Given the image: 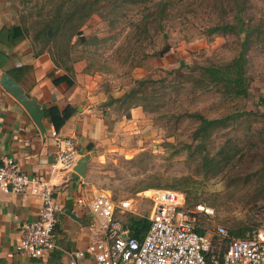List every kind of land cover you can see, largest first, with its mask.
Wrapping results in <instances>:
<instances>
[{
  "label": "rangeland",
  "instance_id": "374dc122",
  "mask_svg": "<svg viewBox=\"0 0 264 264\" xmlns=\"http://www.w3.org/2000/svg\"><path fill=\"white\" fill-rule=\"evenodd\" d=\"M220 1L225 6V0H0L1 24L24 30V48L32 56L47 55L55 69L71 78L78 71L91 91L100 95L98 107L113 121L125 117L110 99L134 88L136 81L146 82L142 94L152 99L144 109L136 107L139 112L133 118L128 112L126 119L132 120L122 127L129 125L128 131L116 128L114 141L91 148V181L96 190L108 191L115 202L132 200L134 216L147 218L151 205L143 193L148 190L138 191L146 185L170 190L169 186L179 187L188 177L196 184L197 202L189 196V205H184L189 210L195 205L212 209L210 218L197 216L195 220L212 240L217 237L216 226L264 230V179L253 177L256 170L264 169V163L256 156L248 161L242 154L247 149L244 147L239 152L243 156L233 158L229 172L211 176L201 168L198 155L187 156L186 146L196 145L191 140L195 123L185 118L176 120L183 112L193 111L208 119L242 111L264 114V48L247 52L246 99L203 93L179 80L181 75L194 76L197 66L225 63L238 53L240 38L210 32L213 25L229 22L228 15H221L215 8ZM81 2H94L96 8L77 27L79 34L71 36L76 32V22L66 20L55 36L49 31L51 42L33 39L42 25L64 20ZM160 8L165 9L164 14L157 12ZM246 19L264 25V0L249 1ZM163 47L168 52L157 56ZM162 85L171 88L156 100ZM237 123L212 135L209 156L226 143L225 148L229 144H235L236 149L242 147L248 137H256L255 131H260L264 142V121L260 117ZM248 127L252 133L246 134ZM248 150H258L264 160V145ZM126 214L116 216L124 221Z\"/></svg>",
  "mask_w": 264,
  "mask_h": 264
},
{
  "label": "crops",
  "instance_id": "0c3cea01",
  "mask_svg": "<svg viewBox=\"0 0 264 264\" xmlns=\"http://www.w3.org/2000/svg\"><path fill=\"white\" fill-rule=\"evenodd\" d=\"M1 16L0 29L5 27L1 24ZM1 41L0 77L8 75L25 95L34 99L42 116L36 125L24 108L0 87V162L10 158L26 175L43 178L53 186L52 197L58 208V221L53 230L54 248L51 251L37 259L20 255L14 247L20 238L21 225L36 219L40 208L38 191L30 188L22 196L0 193V264H68L71 252L102 239L101 234L89 227L93 217L87 204L97 191L91 181V148L114 141L116 128L121 129L128 124L133 114L137 115L139 111L137 108L130 110V120L113 121L109 113L98 107L102 101L100 95L91 91V86L82 81L78 71L75 70L74 78H71L64 71L55 69L47 55L32 56L24 48V40L9 48ZM64 74L72 82L71 87L65 83L52 84L53 79ZM66 105L74 109V114L56 132L43 116V111L49 107L62 109ZM127 128L122 130L128 131ZM53 132L74 140L78 159L88 155L83 178L73 171L63 172L56 168ZM112 149L119 150L116 147ZM78 199L83 201L81 206L76 202ZM127 214L136 215L135 208L133 213ZM89 262L86 258L80 264Z\"/></svg>",
  "mask_w": 264,
  "mask_h": 264
},
{
  "label": "built area",
  "instance_id": "2783aa9c",
  "mask_svg": "<svg viewBox=\"0 0 264 264\" xmlns=\"http://www.w3.org/2000/svg\"><path fill=\"white\" fill-rule=\"evenodd\" d=\"M56 143L55 166L63 172H72L79 153L74 140L52 133ZM38 191L40 208L36 219L20 227V238L15 251L30 259L42 257L54 248L53 230L57 223V205L52 197L54 188L45 179L28 176L14 160L0 162V193L25 195L27 190ZM151 208L143 237H133L116 215L133 213L132 200L113 201L111 194L97 190L88 200V211L93 217L89 224L102 239L81 250L71 252L68 264H264V230L249 229L240 239H229L225 245L212 244L207 234L195 232L197 216L210 218L212 209L195 205L189 210L183 195L171 190H148L143 193ZM77 204H83L78 199ZM214 234L227 238L222 226Z\"/></svg>",
  "mask_w": 264,
  "mask_h": 264
},
{
  "label": "trees",
  "instance_id": "16d2710c",
  "mask_svg": "<svg viewBox=\"0 0 264 264\" xmlns=\"http://www.w3.org/2000/svg\"><path fill=\"white\" fill-rule=\"evenodd\" d=\"M139 1L144 2L145 0ZM249 1L250 0H225V6L222 5V1H220V3L215 6V8H217L221 15H228L229 22L219 24L217 23L210 28V32L218 36H229L237 39L240 38L238 43V53L225 63L211 66H197L196 74L194 76L189 75L190 77H186L181 75L179 77V80H181L182 83H191L190 86L192 88H196L203 93H215L218 95V97H229L230 99L247 98L249 86V77L247 76V52L251 48H264V25L262 23H252L246 19ZM93 3L81 2L66 14L64 20L54 24L46 23L42 25L35 32L33 39L41 40L44 44L51 42L49 39L50 37L47 35V31H50L51 34L55 36L65 27L66 20L68 23L71 20H75L76 24L73 26V30H76L85 19L93 14L96 8L95 3ZM157 12L164 14L165 9L160 8ZM77 34H79V31L76 30L74 34L71 33V36ZM24 38V30L19 26L12 25L8 28L2 27L0 29V39H2V41H0L6 48L16 45L17 43L24 40ZM166 52H168V48L163 47L157 53V56H162ZM49 75L51 76L52 74L50 73ZM60 83H65L67 87L72 86V82L68 79L66 74L52 80L53 85ZM145 86L146 82L144 80L136 81V86L134 88H131L129 91L116 99H110V103H115L117 110L122 109L124 113L123 116L128 118V112L130 109L136 107H141L144 109L146 102L152 99L151 97H147L142 94V89ZM162 86L161 94H155V96L160 95L157 96L156 100L166 94L168 88H171L168 85ZM73 114L74 109L68 105L64 106L62 109H58L57 107H49L43 111V116L49 120L54 131L56 132L62 128L66 120ZM257 117H260V119L264 121V114L251 111L232 113L218 119H208L201 113L193 111L183 112L176 117V120L185 118L195 123V128L191 133V140L196 142V145L194 147H191L190 145L186 146L187 156L189 158H193L194 155H198L202 166L201 168L208 171L211 176H215L224 170L225 172H229V170H231L233 167V165H231V163H233V158L236 160V158H240L243 155L249 158L248 161H252V157L256 156L259 162L264 163V160L260 155L261 153H259L258 150H254L253 152L248 150L249 148L259 149L263 147L264 142L261 139L262 134H260V131H255L256 137H248L244 145L242 147H238V149H236L237 146L235 144H229V146L225 148L227 145L226 143L219 147L215 151L214 155L209 156L208 154V146L212 141L211 137L214 133L225 130L231 123L238 124V120H256ZM245 132L246 134H249V132L252 133L249 127ZM244 147L247 149L242 151L243 155H239V152ZM253 177L257 178V180H260L261 178L264 179V169L261 167L259 170H256L253 174ZM181 182V186H169L168 189L180 192L183 195L184 204L186 206L189 205L187 198L189 196L192 197L194 203L197 202V188L195 182L190 180L188 177L182 179ZM149 189L161 188L157 186L146 185L138 192ZM122 225L128 229L133 237L140 240L146 230L147 221L144 218L126 214L124 221L122 220ZM249 229L257 228L237 227L235 229H229L226 230L227 238L216 237L218 240L216 238L214 240L211 239V243L217 244L220 242V245H225V243H227V241L231 238H242L245 231ZM194 230L199 235L205 234L204 229L197 226V224H195Z\"/></svg>",
  "mask_w": 264,
  "mask_h": 264
},
{
  "label": "water",
  "instance_id": "95a60500",
  "mask_svg": "<svg viewBox=\"0 0 264 264\" xmlns=\"http://www.w3.org/2000/svg\"><path fill=\"white\" fill-rule=\"evenodd\" d=\"M48 37H50V32L47 31ZM0 87L6 91L14 100H16L27 112L30 119L38 125V120L42 116V111L39 109V106L36 104L34 99H30L25 95L18 85L6 74L1 75L0 77ZM88 155L80 157L72 171L78 175L80 178H83L85 171V164L87 163Z\"/></svg>",
  "mask_w": 264,
  "mask_h": 264
}]
</instances>
